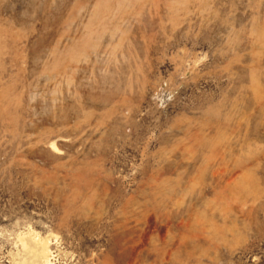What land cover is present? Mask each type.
<instances>
[{"label":"rangeland","instance_id":"obj_1","mask_svg":"<svg viewBox=\"0 0 264 264\" xmlns=\"http://www.w3.org/2000/svg\"><path fill=\"white\" fill-rule=\"evenodd\" d=\"M0 264H264V0H0Z\"/></svg>","mask_w":264,"mask_h":264}]
</instances>
